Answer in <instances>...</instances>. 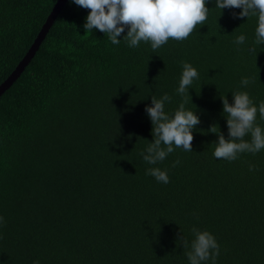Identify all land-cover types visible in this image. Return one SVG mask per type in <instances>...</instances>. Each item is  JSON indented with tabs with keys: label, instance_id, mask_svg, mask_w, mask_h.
Instances as JSON below:
<instances>
[{
	"label": "trees",
	"instance_id": "trees-1",
	"mask_svg": "<svg viewBox=\"0 0 264 264\" xmlns=\"http://www.w3.org/2000/svg\"><path fill=\"white\" fill-rule=\"evenodd\" d=\"M56 2L0 0V84ZM206 6L204 25L153 51L143 41L129 47L127 29L118 45L86 33L90 10L66 0L0 93V264H190L193 227L215 236V264H264V149L234 161L213 155L218 134L228 138L221 97L233 103L232 93L246 91L264 101V44L254 43L257 17ZM182 62L199 73L184 97ZM164 94L167 114L186 100L201 122L191 152L176 148L150 165L141 155L154 141L145 108ZM256 122L264 128L259 113ZM153 167L169 183L147 175Z\"/></svg>",
	"mask_w": 264,
	"mask_h": 264
},
{
	"label": "clouds",
	"instance_id": "clouds-1",
	"mask_svg": "<svg viewBox=\"0 0 264 264\" xmlns=\"http://www.w3.org/2000/svg\"><path fill=\"white\" fill-rule=\"evenodd\" d=\"M65 2L66 0L62 6ZM71 2L90 10L83 26L86 33L99 30L109 36L112 44L118 45L121 41L118 37L127 29L123 39L129 47L136 48L143 41L150 43L153 51L167 44L170 38L180 42L186 40L198 25L205 24L210 10L206 6L208 0H71ZM215 3L216 7L222 10L242 9L238 14L239 18L257 17L254 43L264 44V0H215ZM233 15L237 16L236 13ZM245 40L246 37L240 35L234 43L244 44ZM182 69L176 91L184 97L193 81L199 78V73L188 62H182ZM252 82L251 78L244 77L240 83L241 86L247 87ZM232 95L233 103L229 102L227 96L221 97L223 113L227 114L228 138L221 132L218 134L213 153L217 160L234 161L241 153L256 154L264 149V128L256 122L258 113L260 119L264 120V101L257 106L246 91H236ZM170 101L171 97L168 94L160 98L153 95L151 105L145 108L153 125L154 141L149 143L141 155L150 165L164 161L176 148L192 151L193 130L200 124V117L196 112L186 109V100L180 103L170 116L164 110L165 102ZM210 131L216 133L215 125ZM248 134L251 135L250 141L244 139ZM178 163L179 161H176L173 166ZM253 168L254 166H250V170ZM146 174L153 176L158 182L169 183L167 170L153 167L149 168ZM2 222L3 217H0V223ZM192 232L194 239L186 253L190 264H202L209 260L215 264L220 254V246L215 236L207 230L201 231L195 227ZM180 240L183 241L184 248H189L186 239L181 237ZM34 264H39V261H35Z\"/></svg>",
	"mask_w": 264,
	"mask_h": 264
},
{
	"label": "water",
	"instance_id": "water-1",
	"mask_svg": "<svg viewBox=\"0 0 264 264\" xmlns=\"http://www.w3.org/2000/svg\"><path fill=\"white\" fill-rule=\"evenodd\" d=\"M64 0H58L56 3L55 7L53 8L51 14L48 16L47 21L45 25L43 26L39 36L36 38L32 46L30 47L29 51L25 55V57L20 61V63L17 65L16 69L13 71V73L4 81L3 83L0 84V93H2L5 89L9 87V85L12 83L14 79L18 77V75L21 73V71L25 68L26 63L30 61V59L33 57L35 52L37 51L41 39L44 36L45 32L47 31L48 27L52 23L54 17L58 13L59 9L61 8Z\"/></svg>",
	"mask_w": 264,
	"mask_h": 264
},
{
	"label": "rangeland",
	"instance_id": "rangeland-1",
	"mask_svg": "<svg viewBox=\"0 0 264 264\" xmlns=\"http://www.w3.org/2000/svg\"><path fill=\"white\" fill-rule=\"evenodd\" d=\"M51 14V13H50Z\"/></svg>",
	"mask_w": 264,
	"mask_h": 264
}]
</instances>
